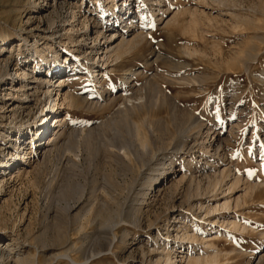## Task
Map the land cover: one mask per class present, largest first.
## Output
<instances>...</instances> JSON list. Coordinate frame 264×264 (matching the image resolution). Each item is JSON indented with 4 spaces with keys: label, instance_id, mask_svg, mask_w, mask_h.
Masks as SVG:
<instances>
[{
    "label": "rangeland",
    "instance_id": "374dc122",
    "mask_svg": "<svg viewBox=\"0 0 264 264\" xmlns=\"http://www.w3.org/2000/svg\"><path fill=\"white\" fill-rule=\"evenodd\" d=\"M83 2L78 7L80 0H67L64 5L60 3L59 7H52L51 0H24L21 6L13 0H0V45L6 42L12 49L9 68L4 73L5 78L0 80V147H8L7 134L15 135L21 129L26 132V149H30L31 143L38 138L33 130L44 115L41 112L45 101L42 91L39 92L38 101L30 102V107L24 112L11 111L18 107V103L15 102L14 93L6 95L12 92L7 88L14 68L21 72V69L34 65L33 59L37 57L31 53L34 42L47 56H53V51L58 50L60 55L57 61L69 55L72 66H81L84 61H90L83 54V44H87L86 48L89 49L92 40L82 42L81 34L86 31L84 25L70 39L69 22L90 10L100 23H121L122 15L116 12L125 0H119L117 4L107 0H100L99 4L90 0ZM140 2L146 11L150 10L148 16L152 17L145 28L147 40L125 58L123 66H112L114 63H111L113 71H104L99 76L93 75L95 71L91 69L83 71L84 74L70 72L61 89L63 92L71 91L79 101L73 107L65 106L55 112L59 113V119L61 116L66 119L62 127L65 128L60 141L62 144L51 151L44 164L26 165L27 173L18 177L23 167H16L14 173L6 176L0 191V264H68L69 257L64 254H69L78 262H84L88 255H92L84 264H170L165 256L173 253L171 250L174 246H179L178 235L182 229L190 226L191 230L207 233L209 227L199 219V211L193 209L194 200L204 202L205 197L191 199L187 184L178 183V177L185 172L188 179H197L199 171L210 163L205 158L199 163L200 155L191 154L195 150L188 152L185 158L182 156L183 151L176 153L169 150L164 151V154L158 151V147L168 149L169 146L149 132L150 123L153 122L155 128L162 125L168 134L172 131L174 133L175 129L171 125L166 104H149L143 98L147 90V93L154 89L165 91L182 99L183 104L194 111L204 127L213 128L226 139L224 161L218 162L206 156L210 161H216L214 166L219 164L221 169L227 167L252 184L264 181V161L261 156L264 151V16L261 14L264 0ZM136 5L134 3V7ZM94 7L96 10H93ZM154 9L155 14L151 11ZM72 11L76 12V19L72 18ZM194 17L200 24L185 29ZM51 20L58 21L60 32H49L48 24ZM64 20L68 22L60 26ZM261 23L263 29L259 26ZM113 29L108 28V33ZM21 35L24 40L20 41ZM4 36L9 38L2 41ZM100 41L106 40L101 36ZM46 44L51 45L52 53L47 51ZM156 50H160L163 55L146 65L148 58L155 59L153 52ZM251 52L255 55L247 56ZM28 54L31 56L27 61L25 57ZM129 68H137L144 73L132 77L128 86L123 85V69ZM58 72L56 77L65 73L60 70ZM119 95L132 101H126V107H130L127 120L111 126L110 119L118 106L125 108V103L120 99L110 104L107 101ZM86 96L87 102L83 101ZM52 116L53 113H50L46 126L51 122L55 132L60 126L57 127L58 123L51 120ZM137 124L148 133L151 149L146 155L130 153L125 156L121 147L126 143H136L134 129ZM197 126H193V131L198 129ZM91 128L97 135L87 143L83 136ZM155 152L159 154L158 158L151 155ZM35 153L38 154L34 150L32 155ZM116 153L121 154V160L116 158ZM36 155L31 162L37 159ZM162 158L168 160L166 164L174 162L176 173L168 176L156 199L150 194L148 197L151 198L146 203L138 194L141 184H149L151 174L161 172H157V169ZM121 162L131 169L126 172ZM171 171L169 167L168 172ZM211 171L210 174H213ZM229 172L224 175L225 180L229 179ZM128 179H132L134 184L125 190L124 181ZM200 179H203V186L209 185L207 178ZM109 182H119L123 187L116 185L114 188ZM69 185L73 189L72 193L66 192ZM243 187L241 183L233 195L244 193ZM81 189L83 197L78 201ZM93 194L97 196L91 204L94 213L91 210L85 213L87 210L82 209V206L89 203L87 198ZM242 197L243 204L234 206L230 211L221 210L218 215H237L249 229L241 233L226 231L225 236L221 235L215 240L216 247L222 252L218 264H256V257L264 254V187ZM67 202L75 206L70 212L65 210ZM130 205L131 214L136 212L139 215L136 219L122 212L129 210ZM112 211L120 213L115 224L108 222L109 212ZM214 229L223 230L219 226ZM169 230L170 237L167 236ZM111 233L117 239L109 247V238L113 237ZM192 247L191 253L205 252L202 243H193ZM261 264H264V260Z\"/></svg>",
    "mask_w": 264,
    "mask_h": 264
},
{
    "label": "bare ground",
    "instance_id": "6f19581e",
    "mask_svg": "<svg viewBox=\"0 0 264 264\" xmlns=\"http://www.w3.org/2000/svg\"><path fill=\"white\" fill-rule=\"evenodd\" d=\"M13 1H15L20 6L22 5V3H24V0H13ZM51 1H52V4H51L52 7H54V6L59 7L60 3L62 5H64V4H66L65 2L67 0H64L63 2L61 0H51ZM83 1L84 0H80L81 4L78 7L82 6V4H84ZM90 1L93 3L99 4L100 0H90ZM107 1L115 2V4H117L119 0H107ZM140 1L141 0H125L123 5H121V7H119V11L116 12V13H119L122 15L120 18L121 23L119 25L117 23L113 24L111 21H109L108 23H106L104 21L101 23L98 22L97 18L94 17V15H93L94 12H92L90 10L86 11L85 13H83L80 16L83 18H80V17L77 18L76 12L72 11V13H73L72 18H74V19L77 18V19L69 22V25H70V29H69L70 30V36L69 37H70V39L73 38V36H74L73 34L78 33L79 31L82 30V26L83 25L85 26L86 31L81 34L82 42L86 43V42H89V40H92V42H91L92 46L89 47V49L86 48L87 44H83V48H84L83 54L85 55V58L90 60L89 62L84 61L83 65H81V66H79V65L72 66V63L69 62L71 60V58L68 57L69 55H66L64 60L57 61L59 58V55H60L58 50H55V52L53 51L54 55L49 57L46 55V53H44V51L40 50V48H39L40 46L38 45V43L34 42L33 50H31V53L33 56L35 54L37 55V57L35 56L33 59L34 65L33 66H30V65L27 66L28 68H26L25 70L21 69V72H19L16 67L14 68V70H13L14 72H13V74H11V75H13V77L8 79L9 88H7V90H9V89L12 90V92L9 94H6V95L9 96V95H13V93H14V98L16 99L15 102L18 103V107L15 109H12L11 111L17 112V111L21 110L22 112H24L28 107H30L29 106L30 102L38 101L39 92L42 91V93L44 94L45 101L43 102L41 112L44 115L41 117V120L37 122V125H36L35 129L33 130L34 135H37L38 138L36 141H33L31 143L30 149H26V147H24V143L26 140V138H25L26 132L24 129L18 130L15 135L7 134L5 136L8 138V140H7L8 147H5V148L0 147V149H1L0 150V191H2V188L4 187V182H5L6 176L8 174L10 175V174L14 173V169L16 167H19V168L21 166L23 167L22 170L18 172L17 177L22 175V174L24 175L25 173H27L26 167L28 165L32 166L33 164H35V166H40L41 164H44L46 162V159H48V157L51 155L50 154L51 151H53L54 148H58L62 144V143L60 144V141L62 139V136L65 134V128H62V127H63V123L66 122V119H65V116H63V117L61 116V119H59V117H60L59 113H55V112H59L60 108L65 107V106L73 107L79 101L77 99V97L71 91L67 90L66 92H63V90L61 89L62 87H64V85L67 81V75H69L70 72H72V71H76L80 74H84L83 71L85 72L88 69H91V71H95V74H93V75L97 74V76L103 74L104 71H113L114 68H111V63H114L112 66H115V65L116 66H123L125 58L128 57V55L133 50H135L138 46H140L141 44H143L147 40V32H146L147 30L145 28L147 27V24H148V22H150L152 17L148 16V11H150V10L146 11V8L142 7L143 5L141 4ZM142 1H144L145 3H148V2L150 3V2L156 1V3H157V0H142ZM134 3H137L136 7H134ZM56 9H57V7H56ZM93 10H96V7H94ZM151 11H152V13L155 14L156 10L154 9ZM261 14L264 16V7H262V9H261ZM113 19H114V17L110 20H113ZM253 21H254V19H253ZM263 21H262V23H263ZM66 22H68V20L62 21L60 26H64L66 24ZM117 22H119V21H117ZM168 22H166V23H168ZM260 22L261 21L259 19V23ZM104 23H106V24H104ZM198 23H199L198 19H196V17H194V19H192L190 21V25L189 26L186 25L185 29L188 30V28L196 27L198 25ZM262 23H261V25L259 24L260 27L262 26ZM91 24H94L93 27H91ZM111 27H113L114 29L109 31V33H108V28H111ZM262 27H261V29H263ZM48 29H49V32H54V31L60 32V30H58V21L51 20L48 24ZM189 30H191V32H192V29H189ZM101 36L106 41H100ZM20 37H21L20 41L24 40V37L22 35ZM8 38H9L8 36L2 37V41H6ZM46 45L48 46L47 51H50L52 53L51 45H48V44H46ZM11 51H12V49H10L8 47L6 42L2 43L0 45V80H3L5 78L4 73L9 68L10 57H11V53H12ZM19 54L20 53L18 52V55ZM162 55L163 54L160 52V50L154 51L153 57H155V59L148 58L145 61L146 65H149L151 62L153 63V61L155 62ZM253 55H255V54L253 52H251L247 56L252 57ZM30 56H31V54H28L25 57V59H27V61H28ZM27 61L24 60V62L26 64L28 63ZM73 64H74V62H73ZM14 65L16 66L17 63ZM244 66H245V64H244ZM59 70L65 71V73L63 72L64 73L63 75H59L58 77H56L55 74ZM96 72H98V73H96ZM123 73H124L123 85L129 86L131 84L130 79L132 77L134 78V77L138 76L139 74L144 73V71L137 69V68H129V69H123ZM98 79L100 80V78H98ZM263 81H264V79H263ZM132 84H133V82H132ZM131 86H134V85H131ZM30 89L33 90L32 91L33 93L30 92ZM147 91H149V90H147ZM147 91L145 92L143 98L147 99L146 101L149 104L158 105L159 103L162 102V103L167 105V107L169 108V114L168 115H169V118L171 120V125H173L174 126L173 129H175L174 133H172L173 131L171 130L172 132L168 134L164 130L165 128H162L163 127L162 125H161L162 127L159 125L160 127L158 126L157 128H155L153 122L150 123V125L148 126L149 132L151 131L153 133V135L158 138V140H161L162 143H166L169 146L168 149L167 148L165 149L163 147H160V148L158 147V151L159 152L162 151V153L164 151H169V150H174L176 153L183 151L182 156L185 158L186 154H188V152L190 153L192 150L193 151L195 150L194 151L195 153L193 152L191 154L195 155L196 153H198L200 155L201 160L199 161V163H201V161H203L204 158L207 162L210 163V165L207 164L206 167L202 168V170L199 171L200 174L198 175L197 179H195V178L188 179V177H187L188 175H186L185 172L184 173L182 172L183 175L180 178L178 177V183L187 184L186 188L188 189V191H190L189 197L191 199L194 200V198L199 199V197H201V198H202V196L205 197L206 201H204V202L203 201L199 202L198 200H194L195 202L193 203V209L199 211L197 213L198 217L202 221V223L206 224L209 227L208 231L205 234H201L195 230H191L190 226L187 227V229H185V230L182 229L183 231H181V233H179V235H178L179 246L178 247L174 246L171 250L173 253H171L169 256H165V257H167V261L170 264H218V263H220V256H221L222 252L216 247V244L214 243L215 240L218 237H221V235L225 236L226 231L233 230L236 233H241V232H245L249 229V226L246 225L243 221H241L237 215L229 216V214H228L227 216H225L226 214L225 215L221 214L219 216L218 214H220L222 212L221 210L230 211L234 206L240 205L241 203L243 204L244 202H243L242 196L244 194L245 195L246 194H249V195L253 194L258 188L264 187V181L263 182L258 181L257 183L252 184V183H249L247 180H244L240 175L233 173L227 167L221 169L218 166L219 164L218 165L216 164V166H214L213 164H215L214 162H216V161H212V160L210 161V159L209 158L207 159L206 156H210L214 159H217L218 162L224 161L226 158V150L224 148L225 147L224 141L226 139L224 140V138H222V136H220L219 133L216 130H214L213 128L204 127V125L199 122V118L196 116L194 111L188 109L183 104V101H181L182 99L180 100L176 97H173V95L167 94V93H165V91L164 92L161 91L162 93L156 89H154V91L151 93H147ZM55 95H57V97H55ZM59 95H61V96H59ZM32 97H33V99H32ZM87 97L88 96H86L83 99V101L87 102L88 101ZM143 98H142V100H143ZM118 99L123 100L122 103H125V106H124L125 108H123L122 106L121 107L118 106L117 111H115L113 117L109 121L111 126L112 125L116 126L119 122L122 123L121 121L125 122V120H127V114H128L127 111L130 108L129 106L126 107L127 106L126 101L129 99L128 97H125L124 95H122V96L119 95V96L112 97V99L108 100L107 102H109V104L111 102L114 103V101H116ZM129 101H132V100L129 99ZM93 104L95 105V103H93ZM142 104H144V103H142ZM145 104H147V103H145ZM108 106H111V105H108ZM137 106H138V104H137ZM137 106H136V108H137ZM50 113H53L51 120L54 119L55 124L58 123V124H56L57 127L60 126V129L58 131H55V132L53 131L51 122L49 123L48 126H46L48 121H49ZM128 123H130V122H128ZM195 125H198L197 126L198 129L196 131H193L192 128ZM130 128H131V126H130ZM135 130H136L135 135L137 138L136 143H134L132 145L130 143H126V144H123L121 147L123 149V152H124V153L123 152L122 153L125 156H128L130 153L131 154L136 153V154H138V156H140V154L146 155L147 154L146 152H148V150L151 149L148 133H145L146 131L144 132V130L138 124L136 125V128L134 129V131ZM84 132L82 131V133H84ZM94 132L95 131L93 128L86 130L85 135L83 136V140H86L87 143H90L93 140V138H96V137H93L94 135H97V133L94 134ZM167 134L170 136H167ZM18 135H19V138H17ZM43 135H46V136L44 138H42ZM76 135H78V134H76ZM72 137L74 138V136H72ZM80 137L82 138V135ZM165 141H167V142H165ZM36 147H37V149H36ZM110 148H111V146H110ZM34 150H35V152L38 153L37 155L35 153V155L37 156V159L35 158L36 160L31 162L32 157L35 156V155H32ZM110 152H112V151H110ZM116 154L118 156L116 158L121 160V158H122L121 154L120 153H116ZM163 154H161V155H163ZM151 155H153V158L159 157V154L156 152L154 154H151ZM192 155H190V156H192ZM261 156L263 157L262 159L264 161V151H262ZM167 159H168V157H167ZM167 161H164L163 158L161 159V163H160L161 165H160L159 169H157V172L159 170H161V172H159V174H156V173L151 174L152 175V177H150L151 181L148 180L149 184L142 182L143 184H141V189L139 190V193H138L139 197H141L142 201L147 203L148 200L151 198V197H148L150 194H153L152 197L155 198L157 196L158 192H160L162 190V187L164 186L168 176L170 174L176 173V171L174 170V162L173 163L170 162L169 164H166ZM190 161H189V163H191ZM121 163L123 164V162H121ZM189 163L187 162L186 164H189ZM124 164H123V167L126 165V164L125 165ZM260 164L262 165V162L259 163V166H260ZM169 167L172 169L171 172H168ZM214 168H216V169H214ZM129 169H131V168L128 166H125L126 172H128ZM115 170H117V169H115ZM150 170H152V169H150ZM209 170H212L211 172H214V173L210 174ZM153 171H156V170H153ZM228 171H230L229 175H227L229 179L225 180L223 177H225L224 175H226V173H228ZM191 176H194V175L192 174ZM200 178H207V180L209 181V185L207 184L208 186H203V184H202L203 179H200ZM106 181L107 180H105V182ZM122 183H123V181H122ZM241 183L244 186L243 187L244 193L238 194V195H233V193L235 192V189L238 186H240ZM104 184H106V183H104ZM110 184L114 188L117 186H120V187L122 186V185H120L119 182H117V184L115 182H111ZM133 184H134V181L132 179H130V180L128 179V180L124 181V187L123 186L122 187L126 190L128 188H131L133 186ZM148 185H149V187H148ZM146 188L149 190L144 191V189H146ZM72 190L73 189H71V185H69L68 188L66 189V192L67 191L71 192ZM79 192H80V197L78 198V201H80L83 197L82 189ZM94 197H95V194L90 196V198H87L89 200L90 204L87 203V204H84L82 206V209L84 208L85 211L87 210L85 213H87L88 210H89V212L94 211V210H91V209H93L92 208L93 205H91V204L94 202ZM113 200H114V197H113ZM90 205H91V207L88 208V206H90ZM103 205H104V203H103ZM105 205H104V207H105ZM132 205H130L129 210H127L125 208L127 211L124 212V210H122V212L124 214L126 213L128 217L134 216L136 219L139 215L136 212H134V215L131 214ZM74 207L75 206H72V205H70L69 202H67V205L65 206V210L67 212H70V210H72L71 208H74ZM219 211H221V212L219 213ZM109 213H111V214L108 215L109 216L108 222L111 224H115L114 222L116 221L117 217H120V213L118 214L117 211H112ZM82 215H84V214H82ZM180 215L181 214H179V216ZM122 216H124V215H122ZM82 217L83 216H81V218ZM174 217H175V215H174ZM175 218H177V216ZM179 220L180 219H178V221ZM121 221H122V219H121ZM117 224H119V222ZM215 226H219L223 230H218V229L216 230V229H214ZM167 232H168L167 236L170 237L171 236L170 230ZM216 232H221V234H216ZM112 235H113V237L109 238V240H110V243H108V244H110L109 247H112L113 244L115 243V239H117V236L115 234H112ZM193 243H195V244L196 243H202L204 248H205V252L204 253H201V252L191 253V249L193 248L192 247ZM186 244H189V246L186 247ZM78 246H80V245H78ZM165 253H167V251ZM64 255L66 257H69L68 264H84L90 259L89 258L90 255L87 254L88 256L85 258L86 260L84 262H78V261L74 260L72 257H70L69 254H64ZM263 260H264V254L258 255L255 259V261H256L255 263L261 264ZM160 261H161V259H160Z\"/></svg>",
    "mask_w": 264,
    "mask_h": 264
}]
</instances>
